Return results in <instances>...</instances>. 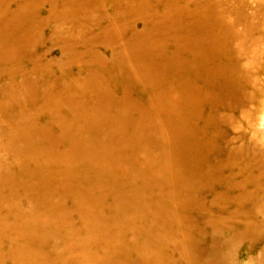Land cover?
<instances>
[{"label": "rangeland", "instance_id": "374dc122", "mask_svg": "<svg viewBox=\"0 0 264 264\" xmlns=\"http://www.w3.org/2000/svg\"><path fill=\"white\" fill-rule=\"evenodd\" d=\"M217 10L218 45L233 57L242 37L254 57L264 29L240 0H0V264H264L255 60L258 90L208 101L198 83L174 119L161 84L163 63L187 76L207 57L175 42H207ZM169 120L190 133L161 136ZM186 142L181 166L169 154Z\"/></svg>", "mask_w": 264, "mask_h": 264}, {"label": "bare ground", "instance_id": "6f19581e", "mask_svg": "<svg viewBox=\"0 0 264 264\" xmlns=\"http://www.w3.org/2000/svg\"><path fill=\"white\" fill-rule=\"evenodd\" d=\"M115 2V1H114ZM241 7L248 8L251 10L250 14L248 16H245V18L252 20L253 24H257L259 27H262L264 29V0H253V4L249 3L247 0H240ZM234 8V7H233ZM209 9V13H210ZM199 11L200 7L198 9H195L194 12H197V14H200ZM208 11V10H207ZM191 12V11H190ZM228 11L223 10H217V12L213 13L214 17H211L212 25L209 28L207 35V42H203L200 39H197L192 33L186 34L187 31H185L184 37H187L186 39H183L185 42H175L178 44L177 50L181 52V49L185 48L186 45H195L196 46V56H200V54H206L207 57H201L202 61H198V57H192V68L190 74L187 76L185 75V71L181 72L180 70H177L175 73H166L168 70V66L166 64H162L163 73L164 76L162 78V86L165 90H176V94L173 95V97L169 100V103L174 107V111L170 112V115L175 113L176 107H179L182 103H184L183 99L181 98L182 94L186 91L188 88H193V93L197 95L199 93L198 90V83L201 84L202 87H207V94L205 96V99L209 101V99L214 96L213 91L214 89L218 87L221 88V91L224 95H231V99L235 101L234 99H238L242 96V91L245 90V94H247L248 90L250 89H257L258 90V82H254L251 80V72L253 65L250 63L251 59L253 58L255 60V69L254 72H257L258 75L262 74L264 76V34L260 33V37H256L255 39V46L256 49H253V56L250 57V53L243 52L244 50V41L241 39V48L240 50H237L235 52L233 57H228L227 55V45L220 46L217 43V35H219L223 27H225L227 30V21L223 20V16L226 15ZM167 14V13H165ZM204 14V13H203ZM3 14L0 13V26L3 24L1 22ZM222 16V17H221ZM222 18V19H221ZM225 21V23H224ZM7 22V21H6ZM5 24V23H4ZM181 25V24H180ZM217 28H216V27ZM219 29V30H218ZM204 31V30H203ZM245 36V35H244ZM182 40V39H179ZM243 43V44H242ZM0 46H2V49L5 50L4 52H12L8 46H6V43L4 40H0ZM8 48V49H7ZM7 49V50H6ZM218 49V52L222 54V57H215V50ZM176 50V51H177ZM225 58L227 63H221L220 61ZM219 61V62H218ZM213 63H216L214 66L210 67ZM182 78L183 81H181L175 86L176 81ZM257 81V79H256ZM261 84V88L264 90V79ZM213 94V95H210ZM200 95V94H198ZM198 95L196 96L195 101L199 98ZM247 99L251 100L254 97H248ZM257 102L260 101V107L264 106V97L259 98V100L256 98ZM260 110V109H259ZM107 112V110H105ZM109 111V110H108ZM79 113V112H78ZM107 113H111L110 111ZM250 117L248 114L244 115V120H246L248 123L250 121ZM173 118V117H172ZM174 119V118H173ZM106 121V120H105ZM164 122V121H163ZM165 123V122H164ZM153 124V121H150L149 118L142 117L141 120L138 122V127L134 130L135 133L138 131H141L145 127H151ZM100 125V124H99ZM166 125V126H165ZM102 127V126H101ZM160 135L168 136L169 134H181V133H190V129L186 126V123L184 121H181L179 123H174L173 121L169 120V124H162L160 126ZM193 133V132H192ZM161 135V136H162ZM191 150V145L186 143L180 144V147L176 149L177 151V157H175L173 154H169V159L172 161H177V163L181 166H185L182 163L183 156L189 154V151ZM125 176L124 173L120 175L121 178ZM143 193V188L138 187L134 191V198L132 201H139L138 196ZM195 198V197H192ZM227 206L230 202L222 200ZM168 204H164L163 206L166 207ZM183 208H185L184 205H180ZM169 207V206H168ZM170 208V207H169ZM164 208H162V211ZM170 211V210H169ZM168 211V212H169Z\"/></svg>", "mask_w": 264, "mask_h": 264}]
</instances>
